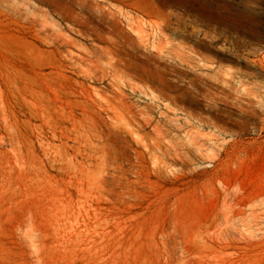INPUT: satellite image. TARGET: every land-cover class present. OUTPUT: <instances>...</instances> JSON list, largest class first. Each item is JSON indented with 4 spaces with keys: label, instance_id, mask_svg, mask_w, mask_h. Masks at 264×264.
<instances>
[{
    "label": "rangeland",
    "instance_id": "374dc122",
    "mask_svg": "<svg viewBox=\"0 0 264 264\" xmlns=\"http://www.w3.org/2000/svg\"><path fill=\"white\" fill-rule=\"evenodd\" d=\"M228 11L241 19L228 35L201 25L167 45V76L194 96L122 76L151 85L125 87L161 118L149 136L109 77L31 62L0 0V264H264V0ZM187 113L200 119L177 130ZM224 199L239 211L228 223Z\"/></svg>",
    "mask_w": 264,
    "mask_h": 264
},
{
    "label": "bare ground",
    "instance_id": "6f19581e",
    "mask_svg": "<svg viewBox=\"0 0 264 264\" xmlns=\"http://www.w3.org/2000/svg\"><path fill=\"white\" fill-rule=\"evenodd\" d=\"M1 1L6 14L28 32L17 37L16 45L31 62L49 66L50 72L57 74L73 68L91 78L109 77L112 86L108 90L112 96L139 127L151 126L146 133L149 136L161 133V118H154L148 111L151 104L140 106L129 102L125 87L152 96L151 85H139L122 76L141 74L162 88H179L194 96L189 86L167 76L169 71H177V67L167 62L168 43L175 37L197 39L201 25L206 32L215 28L228 35L235 23H241L239 15L229 13V0ZM212 2L219 4L221 10L213 9ZM191 118L200 119L187 113L175 128L180 130L189 125ZM180 134L187 140L194 139L188 130L183 129ZM153 142L162 148L160 137L156 136ZM235 196L238 202L242 198ZM227 203L224 199L226 207L221 213V220L226 223L239 214ZM24 225L31 244L37 246L38 238L31 234L35 223L28 221Z\"/></svg>",
    "mask_w": 264,
    "mask_h": 264
}]
</instances>
